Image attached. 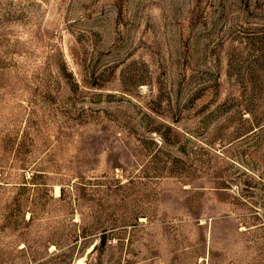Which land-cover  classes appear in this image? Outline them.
<instances>
[{
  "label": "rangeland",
  "instance_id": "rangeland-1",
  "mask_svg": "<svg viewBox=\"0 0 264 264\" xmlns=\"http://www.w3.org/2000/svg\"><path fill=\"white\" fill-rule=\"evenodd\" d=\"M0 264H264V0H0Z\"/></svg>",
  "mask_w": 264,
  "mask_h": 264
}]
</instances>
